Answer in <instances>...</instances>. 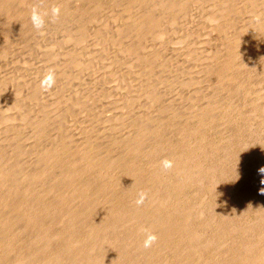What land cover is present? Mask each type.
<instances>
[{
    "label": "rangeland",
    "instance_id": "374dc122",
    "mask_svg": "<svg viewBox=\"0 0 264 264\" xmlns=\"http://www.w3.org/2000/svg\"><path fill=\"white\" fill-rule=\"evenodd\" d=\"M28 1H30L29 5H28ZM45 1L47 0H44V2L43 0H27V3L25 5L26 8L28 6L29 9L31 8L33 9L29 10V9L23 8L24 11L26 10L27 15L25 14L22 20L26 18L27 20H24L21 23H18L17 24L18 27L15 25H14L15 27L13 26L12 28L13 34L14 35L17 34V35L14 37V35L10 33L11 35H6L7 37L4 36L5 37V38L3 37L4 39L1 38V40H4L3 42L0 40V42H2L0 43V84H1L0 85V166H3L2 168H5L4 171H2L0 174V188H2L5 185H10L12 183L11 181L15 182L18 180L17 182H15L16 187L15 185L13 186V188L15 187V189L13 190L14 193H11L10 197L6 196L5 197L6 199L2 197L1 195L3 194L1 193L4 191V187L0 189V201L2 198H4L2 199V202H4L3 200L6 201L8 199V202H10L12 206L14 205L16 206V202H17V205L19 204L21 205L22 202H24V204L33 203L32 206L35 203V205L32 207V209L34 210V212L32 211L33 214L35 215V212L39 213V218L41 217L44 218L45 216V220L42 219L43 221L42 220L40 221L41 226L40 225L38 226L36 224L38 227L36 225L33 227L30 224L25 225L23 224L22 221H21L22 223H20V220L19 221L14 220V221H18L19 223L18 222L17 223L19 225L16 222H14L7 226H4V225L1 226V221H0V239L2 238L0 240L1 241L0 242V261H1L0 263L1 264H13L14 260L20 258L24 254L27 255L30 253L31 254L36 253L37 255L34 257V261H32L34 262L33 264H37L38 262H39L38 264H43V263L45 264L47 261L49 262L51 260L53 261L49 262L50 264H54V262L55 264H69V263L73 264L74 257L77 255L76 253H78L77 251L78 249L79 250L87 249V251L89 250L88 253L92 256L93 248H90L91 249L90 250L89 248L84 247V246H88L87 242L89 241L91 236L89 235V237L88 236L86 237L85 234L88 235L87 230L89 231V229H91L92 226L95 225L93 223H98L101 221L102 222L105 221L106 222L105 224L108 223L107 224L108 226L110 223V226L109 227L107 226L108 229L105 231L106 233L104 232V230H102L103 227L100 230L99 226L97 227L96 225L94 226V229L97 228L98 230L97 229L94 230L92 228L91 233L93 234V230H94L95 232H97V233L94 232L95 235L100 233L97 235L98 238H102V239L107 238L106 240L110 239L108 241L111 246L110 245L109 247L107 246L106 247L107 249L95 248V251H94L95 253L93 252L94 256L95 254L97 256L99 255L98 258L101 260L102 264L104 261L108 262L107 259L104 260L105 256L107 257V254H106L107 250L109 251V248L111 249L112 245H114V242L117 241V239L119 240L123 239V243L125 244L124 246L126 250L125 249L122 250L121 255H122V261L123 260H125V262L127 261L126 264L127 263L131 264L130 257H132L133 259L137 258L135 260L141 261L142 258H144V256L147 259L144 258L142 262H144L146 259V262L149 263L152 260H154L155 255L157 253L158 254L156 255L155 260L149 264H152V263L158 264V261H159V264H166V263L167 264H177V263L178 264H188V263L193 264L196 262L197 259H198L197 260L198 262H200L201 260V264H215L218 262L219 264H222V263L230 264V261L232 264V261L235 259V254L239 252V249L242 250V248L245 245V242L248 241V239H250L251 241V239L254 240L253 237L256 238L254 240L255 246L257 245L256 248L259 246L258 244H256V242L261 243L260 245H264V241L261 242V240L264 238L263 236L264 231H262L264 230V227H263L264 226V219H263L264 218V193H262V191H264L262 190L264 189V173L260 171V169L264 168V0H249L250 3L245 2L247 0H244V1L243 0H219V1L218 0H211V1L210 0H206V1L197 0V2L196 1L194 2L193 0L192 2L197 4V6L191 2L189 5L186 6L187 10L185 9L182 12L183 14L181 13L179 15H174L176 19L174 18V16H169V18L171 17V19H169L168 15H166L164 11L162 10L160 11V9L158 8L160 7L161 2L158 0L157 1L154 0L153 1L154 4L151 3V5L155 6L156 10L158 9L160 12L157 13L158 10L156 11L155 8H153L154 9L153 11H155L156 13L155 12L152 13L150 12L152 11V8L150 9L149 7H148L149 11L148 9H146V11H148V13L150 12L152 14L151 16L153 17L156 14L157 16H155L154 18L156 19V24L160 22V24L162 23L163 26H160V24H158L159 27L158 25L155 26V28L153 29L155 32L152 30V32L154 33L152 36L153 38L155 36V39L152 38L153 40L151 41V38L148 37L147 40L148 41L150 40L151 42L150 41L148 42L146 40V42L149 44L144 42L145 44L140 45L141 44L140 43L138 46H141V47L137 48L135 54L129 53L130 56L128 55V50H127L128 49L127 39L123 41L122 39H118L119 37L115 39L116 38L115 36L117 35L112 32L114 29L116 30V26H119V25L121 26V22H122L121 20L123 19L122 17H124L122 15L124 13H121L120 8L117 7L118 9H116V6H115L116 4L112 3L111 0H109L110 3L108 0H103V2H100L101 7L99 4L98 6H96L97 8H94V10L90 8L91 6L90 7L88 6V4L92 3L93 0H91L90 2L89 0H87L88 3L85 0H48V3ZM34 2L36 4L37 2H39L41 5L44 4L43 7L45 6L47 10L50 7L48 12L45 11V13L46 12L47 13L44 14V11H42L43 9L42 6H40V4L38 3L39 7H37V5ZM113 2L116 3V1L114 0ZM57 3L61 7L57 6L58 5ZM31 4L33 5L31 6ZM219 4L222 6H220ZM91 5L93 8L94 7L93 4ZM108 5L109 6L114 5L112 6L113 9L112 7H110L111 8L110 9ZM88 7L91 10L90 12L91 13L93 12L91 14L93 16V19H91V21L88 20L87 16L85 17V15H83L84 16L83 17L81 13L82 10H85V8H88ZM213 7L215 8V11ZM37 8L38 9L41 8V10L39 9L40 10L39 11ZM18 9L20 11V9L22 8H18ZM34 9H37V11H39L41 14L43 13L45 16L44 17L45 22L47 21L45 23L44 28L39 31L33 27V24L31 21L32 15L31 16L29 15V14H32ZM53 9H58L57 15L53 14ZM228 9L229 11H227ZM27 11H30V13L28 14ZM111 12L114 15L115 13H118V15L117 14L116 15L119 16L120 20L119 19L118 20L121 22L117 20V16H115L116 17L115 19L114 16H112L113 14H111ZM120 13L121 15H119ZM160 13H161V16L163 15L162 16L163 21H165L164 19L168 20L167 22L165 21L166 24H164L165 22L164 23L162 22V18L159 19ZM78 14H81V16ZM109 14L110 16H112V18L110 16L108 18ZM222 14H224V16ZM103 16L104 17L106 16L105 17L106 20H104ZM176 16H179L180 19L179 18L177 19ZM156 17H158V19ZM110 18L111 20L113 19L112 21L114 24L116 23L115 25L113 23H112L113 25L109 24L110 21L108 20H110ZM78 19L82 21L81 22L82 24L83 22L85 23L84 25L86 29L82 27L84 25L78 22ZM224 19H225V22H224ZM75 20H77L76 24H79V25L81 24L80 25L81 27H79L82 30L81 34L79 32L80 29H78L79 25H75L73 23L75 22ZM103 20L105 22H103ZM158 20L159 22H157ZM219 20H221L223 24ZM230 20L231 22H229ZM169 21L171 22V25ZM224 23L225 24L232 23V25L230 24L231 30L228 29L229 32L227 33L223 32L224 34L222 33V31H220L221 33L220 35L217 29L218 28L220 29L221 26L224 25ZM218 24H219V27L217 26ZM108 25H109V28H108ZM21 28L24 30H22ZM156 28L157 29L160 28V30H157ZM75 29L77 30L75 31ZM155 29L158 31V33H156ZM20 30H22L21 31L22 33L20 32ZM103 30L105 33L103 32ZM244 30H248V31L250 30V33L246 35L249 37H243V34H241V32ZM99 31H102L100 32L101 35L99 34V36L97 35L96 37L95 35L98 34ZM66 32H67V35H66ZM71 33H73V35L74 34L82 35V37L79 36L82 38V39L81 38L79 39V42L80 40L81 42L78 44V42L76 41L78 45H74L76 43L73 41V38L76 35H74L73 38H71L72 36ZM103 33L107 36H105ZM83 34H84L85 39H83L84 38ZM87 34L89 35L87 36ZM226 34H228V36H224ZM18 35H21V36L23 35V36L21 37ZM103 35L106 38H110V39L111 37L112 38L114 37L116 41H114L113 39H111L113 40L111 41L109 39L110 42L106 43L108 41L105 42V40L107 39H105ZM239 35L243 37L242 40L239 39L240 43H238L239 41H237L238 47L232 51L233 54L229 53L230 56L233 57V61L228 66H224L226 64L223 65L222 60L224 58L225 59L223 61L228 60V58L226 59V57H228L226 53L227 51H229L228 49L231 48V46H228V45H233L232 41L235 39V37L236 39L234 40V43H236V40L240 37ZM100 36H101V39H103L104 37L103 41L106 43V44L104 43V46L102 44L103 41L100 40ZM220 36H222L223 38ZM6 38L8 39L11 38L12 40L10 39L8 40ZM17 39L18 40L21 39V40L17 42ZM74 39H76V37ZM6 40H8V42ZM117 40H121L122 42L117 41ZM21 41L23 42V44ZM124 41H126V43ZM115 43H117L116 45L121 44L123 45V47H121V45L120 47L119 45L116 46ZM146 44L147 46H145ZM70 45H74L75 49L73 46L72 48ZM104 47H106V49ZM118 48H119V52L125 49L126 50L125 52L127 54L124 51L119 53L117 50ZM142 48L143 49L147 48L146 50L148 52L146 50H143ZM64 49L65 50L67 49V50L65 51ZM70 49L75 50L74 51L75 53L73 54L69 53L70 56L74 55L76 57V60L74 57L75 62L72 64L71 63L69 64L70 56L69 54H67L68 50ZM204 49H206V51ZM113 50L115 51V53ZM149 51L150 52L154 51L158 54L154 59H151V60L146 59L147 58L146 56L149 55L150 53ZM116 52L118 53L116 54ZM146 52L147 54L145 55ZM203 52L204 53L209 52L211 53V55L212 53H214L215 54L213 55L214 59L216 55H217L216 59H218L221 53L224 55V57L223 56L221 57L222 60L221 58H219V60H216L215 61L216 65L213 62H210L209 61L210 59H209L207 61L208 63L207 65L205 64L207 60L206 59L207 54H204ZM218 52H221V53L218 54ZM137 53L141 56H139ZM143 55L145 56L143 57ZM61 56H63L65 60L63 57H62L63 59L59 58ZM77 58H81V59H77ZM125 61L127 62L125 63ZM135 61H137L138 63L137 62L135 63ZM218 61H221V62H218ZM129 62H130V65H129ZM66 63H67V66H66ZM149 63L153 66H151ZM74 64L77 65V67ZM146 64L148 65L149 68L146 66ZM200 65L201 66L207 65L209 66V68L208 67L204 68L202 66L203 68L202 70ZM219 65H223V68L222 67L219 69L216 68ZM198 68H201L202 71ZM221 69H223V72H224L223 74L225 73L227 74V75L226 74L224 75L225 76L224 78H226V76L228 77H227V80L223 79L224 81L222 80L219 82V80H217L216 75H217V71L218 70L221 71ZM50 70L55 74V77H57L55 81L57 82L59 80L60 81L62 80L61 84L63 83V86L60 84V82H58V84L61 85L62 87L61 86L58 87V85H55L53 86L52 89L48 91H44L40 87V81ZM209 70H211L212 72ZM58 72H59V75H56V73ZM205 72L206 74H204ZM78 73H81V74L78 75ZM2 81L5 85L1 83ZM56 82L55 84H57ZM127 86H129L130 88ZM35 87L36 89L39 90L38 92L35 91L34 89ZM2 89H5L3 90L5 91V93L2 91ZM71 89H73V91ZM57 90H60L59 93ZM63 90H66V91H63ZM32 91H35V92L32 93ZM83 92L85 93V95L83 94ZM53 94H57L58 96L60 94V96L56 97ZM86 99H89V100H86ZM207 108H208V111H207ZM201 112H203L202 115L204 114L203 115L204 117L201 115ZM123 113L125 115L124 116L125 120L124 118H121V115H123ZM198 113H200V115L202 116V118L200 117V121L199 119H197L199 118ZM117 115L118 117H115ZM40 117H42L43 129L40 132L39 144H37L38 146L36 145V148L33 149L34 144L33 146H31L32 137L30 135L32 133L29 130L30 129L29 126L32 123L37 122L40 119ZM194 117H196V119ZM120 122H123V123H121L120 125ZM130 129L131 131H129ZM126 131L127 133H130V134H127ZM68 132L72 133L73 135H76V137L73 139H68L66 137V133ZM136 132H139V133H136ZM137 134H138L139 139L136 137ZM125 137L126 138L132 137V138L126 139ZM134 138H136L137 141L138 140L139 141L138 142L135 141L136 139ZM129 139L130 141H128ZM157 140L159 142H157ZM121 141L122 143L123 142L124 143L122 144ZM29 142H31L30 143L31 145L29 144ZM128 143L130 144L132 143V145L135 147L137 146L139 148V151H141V153L139 151L131 152L129 149L128 151L129 154H128V152L126 151L128 150L127 147H129L130 145ZM54 144H56V146H62L64 148L62 149L63 151L61 153L62 158L64 157L67 158V159L64 158L65 160H67V162L71 160L68 163V165L64 167L66 170L68 169L67 170L68 174H70L69 173L70 171L74 172V171L82 170L80 171V174L78 175L79 177H77L78 180L76 178L77 181L71 180V177L70 176L68 177L67 175H66L67 178L66 177L63 178L62 176H60V174H57V175L55 174L57 172L53 170L54 167H51L52 164H54V162L51 161L50 163V158H48L49 155H47L48 153H51V149L55 147ZM124 144L127 145L126 149H124L125 148ZM172 147H174V149ZM172 153H173L174 158L176 157L178 158L181 154H183L181 156H184L183 161H185L184 162L185 168L188 167L186 166V164L189 163L188 165L190 169L192 168V170H194L193 173L198 174L196 176L197 177L199 176V178H201L202 181L204 180V183L202 184L197 183L196 185V183L190 184L187 181L188 186H186L187 188L184 189L185 192L184 191L179 192L177 189L173 190L174 184L176 183L178 184L181 182L180 180L177 179L179 175L178 176L176 175L177 178L175 179L176 176L172 174L173 177L175 176L173 178L170 175L171 171L165 169L162 164V161H164L165 159L167 160L172 159V157L169 156V154L172 155ZM136 154L138 155L140 154V156ZM105 157L108 160L103 159ZM45 158L47 159L49 163L46 162ZM105 160L107 162H105ZM127 162H130V163L135 162L136 166L134 165V167L131 169L128 166L129 163ZM139 162H142V163H139ZM134 168H136L137 170ZM48 169L50 170V172H48L49 171ZM154 169H155V172H157L158 174L161 173L159 176L161 177L160 178L161 186H159V189L157 191H159L161 196H163L164 193L166 194L170 193V195L172 194L171 199L177 198V200L175 199L174 200L177 201V203H179V206L176 203L171 204L169 208L167 206L165 208V211H167L168 209H169L168 211H173L171 209L174 207V205H177V207L182 211L181 213L188 210V212H190L189 214L190 216L187 217V220L190 218L189 221H187L188 228L192 230L196 228V230L198 231V235H200L198 237L199 242L198 243L196 242L197 246L198 244L202 246L201 243L205 241L206 239L213 242V244H211L212 246L208 248L204 247L205 249L200 246L198 247L199 249L201 248L200 253L198 252L199 254L195 253V255H193L194 253L192 252L190 253L188 251L187 248L189 246L187 247L186 244H182V249L180 248V250L179 248H177L176 250H179L177 252L176 250L174 249L172 250L171 248L170 250H167L168 248H165V247L163 248L162 250L163 252H162L161 251L162 247H160L162 245L158 244V242L156 244L154 243V245L150 247L149 249L144 248L143 246L144 243L142 242L140 243L139 240H138L139 242L138 241L136 242V240L134 239H137L139 236L142 238L143 232H139L137 231V229L135 230L134 225L136 224L133 223V225H131L132 223L127 222L126 218L125 217L123 218L124 215L122 214L123 212L128 213L127 212V209H129L128 206H130L131 208L132 204L136 201L135 198H138L141 196L140 190L137 187H134L135 185H128L129 186L128 189L130 190V193H128L127 196H124L123 199L122 198L119 199V202L118 201L115 202L116 204L113 206V209L116 212L114 211L112 212L113 217L110 215L111 213L106 214V215L103 214L104 212L102 211V207L104 205V202L108 200V198L106 197L108 195H111V193L117 194L114 191L115 189L117 190L118 193L120 190L122 191V189L125 190V188L122 185H120V181L122 180L120 179V177L122 178L128 177L126 175L131 174L132 170H134L135 173H138L144 176L145 174H149V172L151 173L152 171H154ZM195 169H197L198 172L197 170L195 172ZM129 171L130 173H128ZM81 172H84L85 174L82 175ZM29 173L32 174V176L34 175L32 179H36V178L37 179L33 181L30 180L31 176H28L30 175ZM58 175L60 179L57 178ZM80 175H82L81 178H80ZM164 175H166L165 178L163 177ZM170 176L173 180L170 178ZM181 177L183 178L184 176H181ZM25 179L28 180L29 183ZM179 179H181L180 176H179ZM7 180L9 181L7 182ZM31 182H33V185H31ZM29 184L31 187L33 186L32 192L30 191L31 187H30V190H28L31 193L26 192L27 191L26 189L29 187ZM108 184L109 186L112 184L111 186L112 188H109ZM85 185L88 186L87 187L88 189H86L85 191H82V189L84 188L83 186ZM113 185H115L116 188L113 189V187H115ZM53 186L54 188L56 186V189L60 187L58 192H53ZM202 186L204 187L201 188ZM70 188L74 192V195H72L71 197H69L71 195V194L69 195V193L72 192ZM102 188L103 190H101ZM131 188L133 189L131 190ZM135 188H137L136 190H139L138 191L139 193H137ZM95 190H96V193H95ZM46 191L48 192L46 193ZM174 191H177L178 193L176 192L175 194ZM51 192H53V194ZM26 193H28V195ZM13 194L14 196L16 195L18 198L16 196L14 198ZM43 194L46 196L45 198ZM37 195L39 196L38 197L39 200L37 198ZM60 195L62 196L64 195L66 197L68 196V198H66V202L65 201H63L62 203L60 202L61 205H59L60 203L58 202L59 201L58 198ZM53 196L55 197V199ZM155 196L156 195H154V198ZM94 197L96 198L98 197V198L96 199ZM125 197L128 198V200L130 199L131 201L129 200L128 201L129 203H128ZM11 198L14 200H12ZM69 198H71V200ZM90 198L92 199L94 198L93 201L95 199L96 200L94 201L95 203L91 201V203L93 202V204L90 203L89 205L91 207L90 206L88 207L87 205L88 201L92 200ZM154 198L152 197V199ZM36 199L37 201H35ZM133 199L134 201H132ZM102 200H105V201L103 202ZM42 201L43 203H45V205L42 203ZM122 201L125 202V204ZM155 201H156V198H155ZM13 202L15 204H13ZM126 202L128 203V206L126 210L123 209L122 211L121 210L122 208L120 206L122 205L123 207L124 205H127ZM2 204L0 205V207H3V208H0V219L1 220L3 216L6 217L7 213H8L7 216H9L8 218L10 217L15 218L17 217V214H18L17 212L21 210L20 206H18V208L16 207L18 210L15 207L12 208V211L10 207H7V210H6V207L2 206ZM24 204H22V207H24L23 206ZM119 204L121 205L119 206ZM186 204L189 207H187ZM47 205L48 206L51 205V206L48 207ZM75 206L79 207L80 209L78 208L75 209ZM8 208L10 209L12 213L8 211L9 210ZM82 209L84 212L86 211V209H88L87 210L88 215L91 214L90 215L91 217L88 216L90 219L87 218V220H85L86 217L79 218L77 220V222L79 221L78 223L76 221H72L73 217H75L76 215L78 216V215L83 214L81 213L83 212ZM38 210H40L41 212L40 211L38 212ZM98 210H100L103 216L99 214L100 212ZM117 212L121 213L123 216H121ZM67 213H69V215H66ZM87 213L85 214L87 215ZM97 213L98 215L96 217ZM260 213L261 215L263 213L261 217H260ZM71 214L73 215V217ZM19 215L20 214H18V216ZM46 216H48V219H46L47 218ZM52 216L53 218H51ZM99 216L100 218H98ZM178 216L180 217V214ZM178 216L176 217L175 221L177 220V218L178 220L179 219L181 220L182 216L180 218ZM94 217L95 219H93ZM122 218L124 221L122 220ZM146 218L147 219H145L144 217L145 220H143V222L146 225L148 223H153V222H147V220L150 221L148 219L150 217H146ZM84 221H86V223ZM73 222L75 225L73 224ZM139 222L141 223L142 220ZM229 223L232 227L231 233H224L223 235L222 232L225 230V227L226 229H230V225H228ZM20 224H22V227ZM66 225L69 227L71 226L74 230L72 228H68ZM247 226L249 228H255L256 226L255 230L259 228V230L262 231L263 235H261V231H259L258 229L256 231L254 230L251 232V234L253 233L252 235L255 234V236L253 237L250 234V232L249 234H247L246 232L244 234V231H245L244 229L247 228ZM126 227H128L129 229ZM233 227H234V231H233ZM7 228H8V231H7ZM30 228H31V231H30ZM125 228L126 230H124ZM34 229H35V232L33 233ZM52 229H56V230L52 231ZM63 229H66V230H63ZM99 230L102 231V233ZM12 231L14 232L13 234H12ZM144 232L146 236L147 232L146 231ZM255 232H258V233L260 232V235H258V233H255ZM114 233H116L117 235H115ZM140 233L142 234L140 235ZM177 233L178 232L176 233L174 232L173 233L174 235L172 234L170 236L171 239H175L176 237L179 238L180 234H181L180 237H182L183 233H180V232L179 234ZM82 234H83V237H82ZM118 234L119 236L120 235L123 236L125 239L121 236H120L121 238H119ZM100 235L102 237H100ZM207 235H209L210 237ZM214 235H216L215 238H214ZM246 235L248 236L251 235V236L248 237ZM18 236H20V238ZM64 236L66 237V239ZM125 236L129 239H132L133 241L132 240L129 241L127 239V242L129 243L128 244L125 241L126 240ZM172 236H174V238ZM183 236H185V234ZM261 236L263 238H261ZM14 237H17V238H14ZM80 237L85 238V240L83 239L82 241ZM114 237L117 239H115ZM243 237H246V238H243ZM202 238H204L205 240H203ZM64 239L65 240L72 239V240H69V242L72 243L71 244L72 246L69 245L70 250H68L69 249L68 247L63 246L65 243L63 242ZM216 239L219 243L217 241H214ZM242 239L245 240L244 243ZM12 241H13V244H12ZM80 241L82 242L80 243ZM44 243L46 245H48V243L49 245L51 244L53 245L55 244V245L54 247L52 245L51 247H46ZM77 244L80 246H78ZM6 245L7 246L9 245L8 246L9 248ZM60 245L62 246L63 249L61 248ZM241 245H243L242 248H241ZM34 246H36L37 248L39 246L40 249L42 246V249H41L42 251L37 248L35 249ZM156 246L160 248L159 250L161 252L158 249H157V252L155 253H153L152 250L150 251L151 248L153 250L157 248ZM44 248L45 249L50 248V249L48 251V250H45ZM226 248L230 250L228 251ZM6 249H7V253H6ZM56 249H58V251L61 252L59 253V258H58V254H57V257L55 255L56 252L58 253ZM64 249L68 252H66ZM36 250L38 253L36 252ZM63 250L65 251V253H63L64 252ZM74 250L76 252H74ZM99 250L100 252L102 250L103 251L100 253L98 252ZM171 250L173 251V253H171L172 252ZM235 250H238V251H235ZM126 252L128 253L126 254ZM145 252H147L148 254L146 255ZM69 253H72L73 255L74 254L75 255L73 256V255H70ZM102 253L103 255L105 254L106 255L103 256ZM132 254H135V255H132ZM150 254H152V256H150ZM191 254L193 255V257ZM214 254H215V257H214ZM51 255L52 256L54 255V256L51 257ZM60 255H62V258ZM162 255L164 257H162ZM68 256H71V257H68ZM23 257H26V256L24 255ZM42 257H45L46 260L45 262L44 260L43 262L41 260V263H40V259ZM157 257L159 258L157 259ZM45 258H42V259H45ZM163 260H165V262ZM125 262L123 261L122 263L125 264ZM105 264H113V263L108 262Z\"/></svg>",
    "mask_w": 264,
    "mask_h": 264
},
{
    "label": "bare ground",
    "instance_id": "6f19581e",
    "mask_svg": "<svg viewBox=\"0 0 264 264\" xmlns=\"http://www.w3.org/2000/svg\"><path fill=\"white\" fill-rule=\"evenodd\" d=\"M86 2H87V0H85ZM91 0H89V2H90ZM109 1V0H108ZM112 1V3H114V4H116L115 6H116V9H118V8H120V10H121V13H124L122 16H124V17H122L123 19L121 20V21H119L120 20V18H119V16H117L118 15V13H115V15L111 12V14H113L112 16H114V18L116 19V17L115 16H117V20L119 21V22H121V26L119 27V26H116V30L114 31L113 29H111V30H113L112 32L113 33H115L117 36H115V35H113V36H115L116 38L115 39H117L118 37V39H122V41L123 40H126L127 39V42H128V45H127V50H128V55H129V53L130 54H135V52H136V50H137V48L138 47H141V46H138L140 43V45H143V44H145L144 42H146V40H147V38L149 37V38H151V41L153 40V39H155V36H154V38H153V32H152V30L155 28V26H157L158 24H160V22H159V20L157 21V22H159L158 24H156V19H154L155 18V16H157L155 13V11H153L154 9L153 8H155V10H156V7L155 6H152L151 5V3L152 4H154V0H114V1H116V3L115 2H113V0H111ZM155 1H157V0H155ZM158 1H160L161 2V4H160V7H158L159 9H160V11L162 10V11H164L165 13H166V15H168V18H169V16H174V15H179V14H181L185 9H186V6L187 5H189L193 0H158ZM197 2V0H194V2ZM206 1V0H205ZM211 1V0H210ZM209 1V2H210ZM219 1V0H218ZM244 1V0H243ZM40 2V1H39ZM39 2H37V7H39L38 5L40 4ZM43 2H44V0H43ZM45 2H47L48 3V0L47 1H45ZM58 2V1H57ZM100 2H103V0H93V2L92 3H89L88 4V6L92 9V10H94V8H97L96 6H98L99 4H100V7H101V3ZM105 2H107V1H105ZM194 2H192V3H194ZM212 2H214V1H212ZM240 2V1H239ZM245 2H249V0H247V1H245ZM26 3H27V0H0V40H1V38H3L4 36H6V35H11V34H13V31H12V28H13V26L15 25V26H17V24L18 23H21L22 21H24V20H27V18H26V16H25V18L26 19H24V20H22L23 19V17H24V15L26 14V10L24 11L23 10V8H25V9H29L28 8V6H27V8H26ZM29 3H30V1H28V5H29ZM33 3V4H34ZM39 3V4H38ZM42 3V2H41ZM88 3V2H87ZM109 3H110V1H109ZM199 3H201V2H199ZM250 3V2H249ZM33 4H31V6L33 5ZM50 4V3H49ZM58 4V3H57ZM65 4H67V3H65ZM91 4H93V8H92V5ZM195 4V3H194ZM205 4V3H204ZM216 4V3H215ZM43 5L44 4H40V6H42V11H44V14H46L47 12H48V10H49V8H48V10H47V8L45 7H43ZM64 5V4H63ZM75 5V4H74ZM149 5H151V6H149ZM196 6H197V4H195ZM220 5V4H219ZM50 6V5H49ZM52 6V5H51ZM57 6H60L59 4L57 5ZM112 6H114V5H112ZM112 6H109L108 5V7L110 8V7H112ZM211 6V5H210ZM220 6H222V5H220ZM224 6V5H223ZM35 7V6H34ZM61 7V6H60ZM73 7V6H72ZM81 7V6H80ZM89 7L88 8H85V10H82L81 11V13H82V16L83 15H85V17L87 16L88 17V20L89 21H91V19H93V16L91 15L92 13L90 12L91 10L89 9ZM118 7V8H117ZM148 7L151 9L152 8V11H150V12H155L154 14V17L153 16H151L152 14L149 12L148 13V11H149V9H148ZM207 7H208V5H207ZM217 7V6H216ZM16 8V9H15ZM18 8H22V9H20V11H19V9ZM53 8V7H52ZM75 8V7H74ZM82 8H83V6H82ZM108 8V9H109ZM214 8V7H213ZM222 8V7H221ZM31 9H33V8H31ZM31 9H29V10H31ZM38 9V8H37ZM36 9V10H37ZM40 10H41V8H39ZM38 9V10H39ZM81 9V8H80ZM111 9V8H110ZM112 9H113V7H112ZM146 9H148V11H146ZM39 10V11H40ZM115 10V9H114ZM158 10V9H157ZM156 10V11H157ZM187 10V9H186ZM45 11H47L46 13H45ZM52 11V10H51ZM76 11V10H75ZM78 11H80V10H78ZM109 11H111V10H109ZM159 10H158V12L157 13H159L160 12ZM214 11H215V8H214ZM227 11H229V9L227 10ZM28 12V14L30 13V11H27ZM32 12V11H31ZM72 12V11H71ZM193 12V11H192ZM221 12V11H220ZM219 12V13H220ZM76 13V12H75ZM121 13L119 14V15H121ZM204 13V12H203ZM213 13V12H212ZM216 13V12H215ZM217 13H218V11H217ZM226 13V12H225ZM43 14V13H42ZM43 14V15H44ZM73 14V13H72ZM107 14V13H106ZM117 14V15H116ZM164 14V13H163ZM183 14V13H182ZM27 15V14H26ZM30 16L32 15V14H29ZM49 15V14H48ZM52 15V14H51ZM57 15V14H56ZM78 15H80L81 16V14H78ZM160 16H159V19H161L162 18V22L164 23L165 21L167 22L168 20H166V19H164L165 21H163V15L161 16V13L159 14ZM201 15V14H200ZM223 16H224V14H222ZM222 15H221V17H222ZM229 15V14H228ZM29 16V17H30ZM68 16V15H67ZM91 16H92V18H91ZM109 16H110V14L108 15V18H109ZM112 16H110L111 18H112ZM29 17H28V19H29ZM45 17V16H44ZM56 17V16H55ZM84 17V16H83ZM104 17V16H103ZM106 17V16H105ZM105 17H104V20H106L105 19ZM164 17H165V15H164ZM177 17V19L179 18V16H176ZM227 17V16H226ZM78 18V17H77ZM81 18V17H80ZM79 18V19H80ZM102 18V17H101ZM111 18H110V20H108V21H110V23L109 24H111V25H113L114 23H113V19L111 20ZM157 19H158V17H156ZM167 18V19H168ZM174 18H175V16H174ZM174 18H172V19H174ZM183 18V17H182ZM217 18V17H216ZM219 18V17H218ZM228 18V17H227ZM51 19V18H50ZM72 19V18H71ZM71 19H70V21H71ZM78 19V22H82V21H80ZM103 19V18H102ZM169 19H171V17L169 18ZM176 19V18H175ZM180 19V18H179ZM222 19V18H221ZM52 20V19H51ZM60 20V19H59ZM87 20V19H86ZM87 20V21H88ZM103 20V22H105ZM213 20V19H212ZM227 20V19H226ZM229 20V19H228ZM29 21H30V19H29ZM58 21V20H57ZM69 21V22H70ZM73 21V20H72ZM77 20H75V22H73L75 25H79V24H76L77 22H76ZM118 21H117V23H118ZM161 21V20H160ZM174 21V20H173ZM219 21H221V20H219ZM27 22V21H26ZM26 22H25V24H26ZM47 22V21H46ZM45 22V23H46ZM166 22L164 23V24H166ZM170 22V21H169ZM175 22V21H174ZM173 22V23H174ZM224 22H225V19H224ZM229 22H231V20L229 21ZM24 23V22H23ZM53 23V22H52ZM65 23V22H64ZM88 23V22H87ZM94 23V22H93ZM113 23V24H112ZM218 23V22H217ZM221 23H222V21H221ZM30 24V23H29ZM59 24V23H58ZM57 24V25H58ZM66 24V23H65ZM82 24V23H81ZM80 24V25H81ZM85 23L83 22V24L82 25H84ZM90 24V23H89ZM105 24V23H104ZM116 24V23H115ZM114 24V25H115ZM220 24V23H219ZM219 24L217 25L218 27H219ZM223 24V23H222ZM232 25V23H224V25H220L221 26V30L218 28L217 29V31H219V33H220V31H222V33L224 32H229L228 31V29L229 30H231V25ZM20 25V24H19ZM22 25V24H21ZM62 25V24H61ZM71 25H73V24H71ZM74 25V26H75ZM78 26V29H80L79 27H81V26ZM107 25V24H106ZM170 25H171V22H170ZM14 26V27H15ZM73 26V27H74ZM102 26H104V25H102ZM101 26V27H102ZM160 26H163L162 25V23L160 24ZM166 26V25H165ZM165 26H164V28H165ZM18 27V26H17ZM21 27V26H20ZM28 27V26H27ZM55 27V26H54ZM58 27V26H57ZM64 27V26H63ZM72 27V26H71ZM82 27H84V29H86L85 28V25L84 26H82ZM89 27V26H88ZM158 27H159V25H158ZM157 27V28H158ZM67 28V27H66ZM76 28H77V26H76ZM108 28H109V25H108ZM156 28V29H157ZM163 28V27H162ZM22 29V28H21ZM68 29V28H67ZM74 29V28H73ZM83 29V28H82ZM91 29V28H90ZM101 29H103V28H101ZM155 29V30H156ZM245 29V28H244ZM15 30V29H14ZM17 30V29H16ZM22 30H24V29H22ZM22 30H20V32L22 31ZM54 30V29H53ZM63 30H64V28H63ZM70 30V29H69ZM68 30V31H69ZM77 29H75V31H76ZM110 30V29H109ZM157 30H160V28L159 29H157ZM156 30V33H158V31ZM19 31V30H18ZM72 31V30H71ZM88 31V30H87ZM86 31V32H87ZM96 31H98V30H96ZM106 31V30H105ZM154 31V30H153ZM161 31H162V29H161ZM160 31V32H161ZM210 31V30H209ZM30 32V31H29ZM78 32V31H77ZM79 32H80V34L82 33V30L80 29L79 30ZM84 32V31H83ZM100 32H102V31H99V33L98 34H93V35H95L96 37H97V35L99 36V34L101 35V33ZM103 32H104V30H103ZM155 32V31H154ZM11 33V34H10ZM22 33V32H21ZM23 33H24V31H23ZM63 33V32H62ZM105 33V32H104ZM103 33V34H104ZM107 33V32H106ZM223 33V34H224ZM232 33V32H231ZM250 33V30L248 31V30H244V31H242L241 32V34H243V37H249V36H246V35H248ZM72 34V36H71V38H73V36L74 35H76V34H74L73 35V33H71ZM76 35V36H74V38L76 37V39H74L73 38V41L76 43V44H74V45H78L80 42H81V40H80V42H79V39L82 37V35ZM108 34V33H107ZM110 34V33H109ZM245 34V35H244ZM14 35V34H13ZM17 35V34H16ZM16 35H14V37L16 36ZM26 35V34H25ZM24 35V36H25ZM29 35V34H28ZM66 35H67V32H66ZM70 35V34H69ZM89 34H87V36H88ZM105 35V34H104ZM103 35V36H104ZM156 35V34H155ZM220 35H221V33H220ZM233 35V34H232ZM18 36H21V35H18ZM23 36V35H22ZM21 36V37H22ZM78 36V37H77ZM79 36H81V37H79ZM86 36V37H87ZM102 36V37H103ZM105 36H107V35H105ZM104 36V37H105ZM109 36V35H108ZM152 36V37H151ZM224 36H228V34H226V35H224ZM240 37L238 38V36H237V40H236V43H234V40L236 39V37H235V39L232 41V43H233V45H228V46H231V48H229L228 50L229 51H227V53H226V55H228V57H226V59L228 58V60H225V61H223L222 60V56L224 57V55L221 53V52H218V54L219 53H221V55H219V58H221V60H222V62H223V65L224 64H226V65H224V66H228L232 61H233V57L232 56H230V54L229 53H232V51L235 49V48H237L238 46V43H240V40L239 39H241L242 40V38L243 37H241V35H239ZM7 37V36H6ZM20 37V38H21ZM69 37V36H68ZM83 37H84V34H83ZM104 37H103V39H104ZM220 37H222V36H220ZM231 37V36H230ZM234 37V36H233ZM5 38V37H4ZM3 38V39H4ZM30 38V37H29ZM70 38V37H69ZM153 38V39H152ZM156 38H157V36H156ZM223 38V37H222ZM224 38H226V37H224ZM228 38V37H227ZM6 39H8V38H6ZM10 40H12L11 38H9ZM8 39V40H9ZM34 39V38H33ZM82 39V38H81ZM83 39H85V37L83 38ZM103 39H101V36H100V40H102L103 41ZM105 39H107V40H105V42L106 41H108V42H106V43H109L110 41H109V39L110 38H106L105 37ZM111 39H113L114 41H116L115 39H114V37L112 38L111 37ZM110 39V40H111ZM233 39V38H232ZM246 39V38H245ZM8 40H6L7 42H8ZM21 39H17V42L18 41H20ZM65 40V39H64ZM67 40V39H66ZM88 40H89V38H88ZM113 40H111V41H113ZM227 40V39H226ZM247 40V39H246ZM2 42L4 41V40H1ZM25 41V40H24ZM69 41V40H68ZM72 41V40H71ZM72 41V42H73ZM78 42V44H77V42ZM117 41H121V40H117ZM121 41V42H122ZM148 41V40H147ZM150 41V40H149ZM148 41V42H149ZM150 41V42H151ZM182 41V40H181ZM237 41H239L238 43H237ZM2 42H0V43H2ZM22 42V41H21ZM73 42V43H74ZM85 42H86V40H85ZM104 41H103V46H104V43H105ZM125 43H126V41H124ZM230 42V41H229ZM13 43H14V41H13ZM105 43V44H106ZM114 43V42H113ZM120 43V42H119ZM147 43V42H146ZM18 44V43H17ZM22 44H23V42H22ZM26 44V43H25ZM64 44V43H63ZM82 44V43H81ZM117 43H115V45H116ZM147 44H149V43H147ZM147 44L145 45V46H147ZM74 45H70L71 47L73 46L74 47ZM83 45V44H82ZM94 45V44H93ZM112 45V44H111ZM119 45V44H118ZM118 45H116V46H118ZM121 45V44H120ZM120 45H119V47H120ZM24 46V45H23ZM125 46V45H124ZM149 46V45H148ZM250 46H251V44H250ZM69 47V46H68ZM68 47H67V49H68ZM72 47V48H73ZM80 47V46H79ZM88 47V46H87ZM96 47H97V45H96ZM99 47V46H98ZM101 47V46H100ZM107 47V46H106ZM106 47H104L105 49H106ZM112 47V46H111ZM121 47H123V45H121ZM24 48V47H23ZM71 48V49H72ZM108 48V47H107ZM220 48V47H219ZM26 49V48H25ZM66 49V50H67ZM70 49V50H71ZM74 49H75V47H74ZM71 50V51H73V52H71L70 50H68V52H67V54H73V53H75L74 51L75 50ZM100 49V48H99ZM104 49V50H105ZM143 49V48H142ZM147 48H144L143 50H146ZM226 49H227V47H226ZM2 50V49H1ZM65 50V49H64ZM65 50V51H66ZM118 50V52H119V48L117 49ZM205 51H206V49H204ZM211 50V49H210ZM237 50V49H236ZM18 51V50H17ZM59 51V50H58ZM70 51V52H69ZM114 51V50H113ZM122 51H126L125 49H123ZM122 51H120V52H122ZM141 51V50H140ZM139 51V52H140ZM147 51V50H146ZM207 51H209V50H207ZM212 51V50H211ZM3 52V51H2ZM118 52H116V54L118 53ZM119 52V53H120ZM138 52V51H137ZM148 52V51H147ZM147 52L145 53V55L147 54ZM150 52V51H149ZM224 52V51H223ZM225 52H226V50H225ZM61 53V52H60ZM77 53H78V51H77ZM76 53V54H77ZM105 53V52H104ZM114 53H115V51H114ZM126 53V52H125ZM198 53V52H197ZM204 53V52H203ZM234 53H236V52H234ZM2 54V53H1ZM66 54V55H67ZM70 54H69V56H70ZM95 54V53H94ZM127 54V53H126ZM138 54V53H137ZM142 54V53H141ZM157 54L158 53H156V52H154V51H151L150 53H149V55H147L146 57V59H149V60H151V59H154L156 56H157ZM201 54V53H200ZM204 54H207V56H206V63L205 64H207L208 65V63H207V61L209 60L210 62H213L215 65H216V63H215V61L216 60H219V58L218 59H216V57H217V55H216V57H215V59H214V57H213V55H215L214 53H212V55H211V53H204ZM225 54V53H224ZM233 54V53H232ZM4 55V54H3ZM3 55H1V56H3ZM104 55V54H103ZM122 55H123V53H122ZM139 55V54H138ZM145 55H143V57L145 56ZM203 55V54H202ZM225 55V56H226ZM130 56V55H129ZM137 56V55H136ZM135 56V57H136ZM139 56H141V55H139ZM159 56V55H158ZM198 56V55H197ZM63 56H61V57H59V58H62ZM74 55H71L70 57H69V64L71 63H74L75 61H74ZM85 57V56H84ZM86 57H88V56H86ZM103 57V56H102ZM133 57V56H132ZM64 58V57H63ZM62 58V59H63ZM105 58V57H104ZM106 58H107V56H106ZM123 58V57H122ZM128 58V57H127ZM131 58V57H130ZM158 58V57H157ZM77 59H81V58H77ZM91 59V58H90ZM143 59V58H142ZM235 59V58H234ZM64 60H65V58H64ZM67 60V59H66ZM75 60H76V57H75ZM123 60V59H122ZM134 60V59H133ZM71 61V62H70ZM59 62V61H58ZM79 62V61H78ZM127 61H125V63H126ZM132 62V61H131ZM137 61H135V63H136ZM139 62H140V60H139ZM152 62V61H151ZM150 62V63H151ZM218 62H221V61H218ZM68 63V62H67ZM67 63H66V66H67ZM138 63V62H137ZM149 63V64H150ZM153 63V62H152ZM201 63V62H200ZM234 63H236V62H234ZM61 64V63H60ZM107 64H109V63H107ZM107 64H105V65H107ZM140 64V63H139ZM142 64H144V63H142ZM161 64V63H160ZM211 64V63H210ZM218 64V63H217ZM75 65V64H74ZM81 65V64H80ZM79 65V66H80ZM123 65V64H122ZM121 65V66H122ZM129 65H130V62H129ZM151 65V64H150ZM159 65V64H158ZM157 65V66H158ZM163 65V64H162ZM207 65H202L204 68L205 67H208L209 68V66H207ZM223 65H219V66H217L216 68H223ZM60 66H62V65H60ZM76 67H77V65H75ZM74 66V67H75ZM124 66V65H123ZM122 66V67H123ZM145 66V65H144ZM146 66L148 67V65L146 64ZM151 66H153V65H151ZM155 66V65H154ZM201 66V65H200ZM202 66H201V68H202ZM231 66V65H230ZM92 67V66H91ZM126 67V66H125ZM147 67H145V68H147ZM164 67V66H163ZM213 67V66H212ZM84 68V67H83ZM105 68V67H104ZM149 68V67H148ZM201 68H198V69H200L201 70ZM227 68V67H226ZM163 69H165V68H163ZM199 70V71H200ZM202 70H203V68H202ZM201 70V71H202ZM217 70V69H216ZM73 71H75V70H73ZM199 71H197V72H199ZM205 71H206V69H205ZM209 71H211V70H209ZM204 72V71H203ZM212 72V71H211ZM67 73V72H66ZM70 73V72H69ZM83 73V72H82ZM224 72H223V69H221V71L220 70H218L217 71V75H216V77H217V80H219V82L220 81H222L223 79H226L227 80V77L228 76H226V78H224L225 76V74H223ZM68 74V73H67ZM74 74V73H73ZM79 74H81V73H78V75ZM204 74H206V72L204 73ZM56 75H59V72L58 73H56ZM208 75V74H207ZM227 75V74H226ZM73 76V75H72ZM84 76V75H83ZM198 76V75H197ZM200 76V75H199ZM210 76V75H209ZM78 77V76H77ZM85 77V76H84ZM215 77V78H216ZM57 77H55V79H56ZM195 78V77H194ZM207 78V77H206ZM61 79V78H60ZM69 80V79H68ZM133 80H135V79H133ZM62 81V80H61ZM61 81L59 80V81H57L56 83L57 84H55V85H58V87L59 86H63V83L61 84ZM75 81V80H74ZM224 81V80H223ZM58 82H60V84L61 85H59L58 84ZM71 82V81H70ZM73 82V81H72ZM185 82V81H184ZM218 82V81H217ZM1 83H3V81L1 82ZM69 83V82H68ZM125 83V82H124ZM131 83V82H130ZM129 83V84H130ZM4 84V83H3ZM67 84V83H66ZM78 84V83H77ZM137 84V83H136ZM1 85V84H0ZM5 85V84H4ZM3 85V86H4ZM54 85V86H55ZM65 85V84H64ZM72 85V84H71ZM75 85H76V83H75ZM131 85V84H130ZM39 86V85H38ZM61 86V87H62ZM67 86V85H66ZM69 86V85H68ZM78 86V85H77ZM85 86V85H84ZM197 86V85H196ZM2 87V86H1ZM57 87V86H56ZM57 87V88H58ZM60 87V88H61ZM65 87V86H64ZM63 87V88H64ZM127 87H129V86H127ZM131 87H133V86H131ZM190 87V86H189ZM5 88V87H4ZM62 88V89H63ZM66 88V87H65ZM68 88H70V87H68ZM85 88V87H84ZM130 88V87H129ZM194 88V87H193ZM35 89V91H39L38 89H36V87L34 88ZM33 89V90H34ZM40 89V88H39ZM3 90H5V89H2V91ZM41 90V89H40ZM55 90V89H54ZM72 91H73V89H71ZM35 91H32V93H34ZM58 91V93H59V91L60 90H57ZM62 91V90H61ZM63 91H66V90H63ZM83 91V90H82ZM4 93H5V91H3ZM56 92V91H55ZM85 92H86V90H85ZM62 93V92H61ZM73 93H75V92H73ZM82 93V92H81ZM63 94H65V93H63ZM83 94L85 95V93L83 92ZM86 94H87V92H86ZM54 96H58L57 94H53ZM53 96V97H54ZM59 96H60V94H59ZM58 96V97H59ZM150 96V95H149ZM81 97V96H80ZM88 97V96H87ZM151 98V97H150ZM77 99V98H76ZM80 100V99H79ZM78 100V101H79ZM83 100V99H82ZM86 100H89V99H86ZM77 101V100H76ZM85 101V100H84ZM151 101V100H150ZM89 102V101H88ZM80 103V102H79ZM82 105V104H81ZM78 107H80V106H78ZM74 108V107H73ZM81 108H83V107H81ZM79 109V108H78ZM203 109V108H202ZM217 109V108H216ZM204 110V109H203ZM83 111V110H82ZM202 111V110H201ZM207 111H208V108H207ZM77 113V112H76ZM79 113H80V111H79ZM202 113L203 112H201V115H202ZM75 114V113H74ZM126 114V113H125ZM197 114V113H196ZM195 114V115H196ZM199 114V118H197V119H199V121H200V117L202 118V116L204 115H200V113H198ZM127 115V114H126ZM125 115H124V113H123V115H121V118H124V120H125V117H124ZM129 116V115H128ZM127 116V117H128ZM115 117H118V115L117 116H115ZM204 117V116H203ZM120 118V117H119ZM195 119H196V117H194ZM122 121V120H121ZM198 121V122H199ZM119 122V121H118ZM202 122V121H201ZM200 122V123H201ZM121 123H123V122H120V125H121ZM119 126V125H118ZM113 127V126H112ZM30 128V129H29ZM29 130H30V132L32 133L30 136L32 137H29V138H31V140H32V143L31 142H29V144L31 145V146H33V144H34V146H33V149L34 148H36V145L37 144H39V138H40V132L42 131V129H43V122H42V117H40V119L37 121V122H35V123H32L30 126H29ZM132 128V127H131ZM129 131H131V129L129 130ZM144 131V130H143ZM186 131V130H185ZM29 132V131H28ZM29 132V133H30ZM29 133H28V135H29ZM126 133H127V131H126ZM136 133H139V132H136ZM127 134H130V133H127ZM133 134H134V132H133ZM139 135H141V134H139ZM128 136V135H127ZM126 136V137H127ZM132 136V135H131ZM134 136H136V135H134ZM133 136V137H134ZM66 137L68 138V139H73V138H75L76 137V135H73L72 133H70V132H68V133H66ZM125 137V138H126ZM137 138H138V134H137V136H136ZM141 137V136H140ZM28 138V137H27ZM124 138V137H123ZM128 138H132V137H128ZM128 138H126V139H128ZM134 139H136V138H134ZM139 139V138H138ZM150 139V138H149ZM148 139V140H149ZM198 139V138H197ZM202 139V138H201ZM200 139V140H201ZM27 140H29V139H27ZM124 140V139H123ZM122 140V141H123ZM133 140V139H132ZM155 140V139H154ZM122 141H121V143H122ZM125 141V140H124ZM128 141H130V139L128 140ZM127 141V142H128ZM135 141H137V139L135 140ZM139 141V140H138ZM137 141V142H138ZM126 142V143H127ZM157 142H159L158 140H157ZM124 143V142H123ZM122 143V144H123ZM125 143V144H126ZM124 144V149H126V146L127 145H125ZM128 144H130V143H128ZM58 145V144H57ZM38 146V145H37ZM54 148H52L51 149V153H48L47 155H49V157L48 156H46V157H48V158H50V163H51V161L52 162H54V164H52V166L51 167H54V171H56L57 173H55L56 175L57 174H60V176H62L63 178H67V176L69 177H71V180H76V178L77 177H79L78 175L80 174V171H82V170H78V171H74V172H72V171H70L69 173L70 174H68V169L66 170L64 167L66 166V165H68V163L71 161V160H69V162H67V160H65V159H67V158H65L64 156V158H62L61 156V153H62V149H64L62 146H56V144H54ZM176 147V146H175ZM128 148V150H126L127 152L129 151V149H130V151L131 152H138L139 151V148L136 146H133L132 145V143L129 145V147H127ZM173 149H174V147H172ZM122 149V148H121ZM175 151H176V149H175ZM130 152V153H131ZM140 153H141V151H139ZM173 152V151H172ZM128 154H129V152H128ZM132 154V153H131ZM136 155H138V154H136ZM175 155V154H174ZM181 155H183V154H181ZM179 156L178 158L176 157V158H174L173 157V153H172V155H170L169 154V156L170 157H172V159L170 160L171 162H172V167L171 168H168L167 170H169V171H171L169 174L172 176V174H174L175 176L177 175H179L180 176V178L181 179H179V176H178V178H177V176L175 177V179L177 178L178 180H180L179 182L180 183H176V184H174V186H173V190H178L179 192L180 191H184V189H186L187 187L186 186H188L187 184H188V182L191 184V183H196V185H197V183L198 184H202V183H204V180L202 181V179L201 178H199V176L197 177L196 175H198V174H195V173H193V171L194 170H192V168L190 169V167H189V163L188 164H186V166H188L187 168H185V164H184V162L185 161H183V157L184 156ZM67 156V155H66ZM138 156H140V154L138 155ZM177 156V155H176ZM35 157V156H34ZM103 159H106V160H108L106 157L105 158H103ZM45 160H46V162H48L47 161V159L45 158ZM49 160V159H48ZM105 160V162H107ZM130 160V159H129ZM135 160H137V159H135ZM43 161V160H42ZM134 161V160H133ZM39 163V162H38ZM43 163V162H42ZM44 163H45V161H44ZM49 163V162H48ZM127 163H129L128 164V166H129V168H133L134 167V165L136 166V163L135 162H127ZM139 163H142V162H139ZM150 163V162H149ZM5 165V164H4ZM45 165V164H44ZM48 165V164H47ZM108 165V164H107ZM137 165H138V163H137ZM40 166V165H39ZM3 166H0V174H1V172L2 171H4V169L5 168H2ZM138 167V166H137ZM136 167V168H137ZM140 167H141V165H140ZM162 167V166H161ZM192 167V166H191ZM128 168V169H129ZM136 168H134V169H136ZM156 168V167H155ZM49 169H50V167H49ZM48 169V170H49ZM52 169V168H51ZM78 169V168H77ZM138 169H140V168H138ZM158 169V168H157ZM194 169V168H193ZM70 170V169H69ZM137 170V169H136ZM161 170V169H160ZM196 170L197 169H195V172H196ZM131 171V170H130ZM130 171L128 172V173H130ZM141 171V170H140ZM158 171V170H157ZM168 171V172H169ZM33 172V171H32ZM48 172H50V170L48 171ZM53 172V171H52ZM59 172V173H58ZM72 172V173H71ZM132 173L131 174H129V175H126V176H128V177H124V175H123V177L124 178H122V177H120V179H122L121 181H120V185H122L124 188H125V190L124 189H122V191L120 192L119 191V193L117 192V190L115 189L114 191L117 193V194H114V193H111V195H108L106 198H108V200H102L103 202H104V205H103V207H102V211L104 212L103 214H110L112 217H113V211H114V209H113V206L116 204L115 202H119V199H123V197L124 196H127L128 195V193H130V190L128 189L129 188V186L128 185H135L134 187H137L139 190H140V193L142 194H144V196H145V198H144V201H143V203L142 204H137L136 203V201L138 200V199H140V197H138V198H135V202L132 204V206H131V208H130V206H128V201L130 200H128V198H126L127 199V202H126V204L127 205H124L123 207H122V205L121 204H119V206L122 208L121 210L123 211V209L124 210H126V208H127V206H128V208L129 209H127V212L128 213H125V212H123L122 213V211H121V213L124 215H122L121 213H119V212H117V213H119L121 216H123V218L125 217L126 218V221L127 222H130V223H132L131 225H133V223H135L136 225H134V228H135V230L137 229V231H139V232H143V234L142 233H140V235L142 234V238L140 239L139 237L137 238V239H134V240H136V242L139 240L140 241V243L142 242V243H144V239L146 238V236H145V232L144 231H146L147 233H153V234H155L156 236H157V240L155 241V244L158 242V244H160V245H162V246H160V247H162L161 248V251L163 250V248L165 247V248H168L167 250H170V248L173 250H176L177 248H179V250H180V248L182 249V244H186L187 245V249H188V251L191 253H194L193 255H195V253L197 254L198 252L200 253V249L198 248V247H200L201 245H199L198 244V246H197V243L199 242L198 240V237L200 236V235H198V231L196 230V228L195 229H189L188 228V225H187V221H189V219L187 220V217L188 216H190L189 214H190V212H188V210H186L185 212H183V213H181L182 211L177 207V205H174V207L171 209V210H173V211H165V208L168 206V208L170 207V205L171 204H174V203H176V204H178V206H179V203H177V201H175V200H177V198L174 200V199H171V197H172V194L170 195V193H168V194H166V193H164L163 194V196H161L160 195V193H159V191H157L158 189H159V186H161L160 184H161V177H159L160 176V174H158L157 172H155V169H154V171H152L151 173L149 172V174H143L144 176H142V175H140V174H138V173H135L134 172V170H132L131 171ZM137 172V171H136ZM164 172V171H163ZM167 172V173H168ZM192 172V173H191ZM197 172H198V170H197ZM31 173V172H30ZM29 173V174H30ZM82 173V175L83 174H85L84 172H81ZM125 173V172H124ZM127 173V172H126ZM139 173H141V172H139ZM34 174V173H33ZM45 174V173H44ZM67 175V176H66ZM82 175H80V178H81V176ZM28 176H31L30 178H28V179H30V180H36V179H32L33 178V176H32V174H30V175H28ZM27 176V177H28ZM122 176V175H121ZM162 176V175H161ZM165 176L166 175H164L163 177L165 178ZM171 176H170V178H171ZM181 176H184L183 178L181 177ZM26 177V176H25ZM57 177V176H56ZM173 177V176H172ZM173 177V178H174ZM20 178V177H19ZM58 179H60L59 178V175H58V177H57ZM14 179V178H13ZM163 179V178H162ZM172 179V178H171ZM12 180V179H11ZM26 180V179H25ZM77 180H78V178H77ZM76 180V181H77ZM80 180V179H79ZM168 180V179H167ZM173 180V179H172ZM9 180H7V182H8ZM18 181V180H17ZM17 181H15V182H17ZM27 182H28V180H26ZM53 181V180H52ZM60 181V180H59ZM188 181V182H187ZM12 183L10 184V185H5V186H3L4 187V191L1 193V194H3V195H1L2 197H10V195H11V193H14L13 192V190L15 189V187H16V183L15 182H13V181H11ZM57 182V181H56ZM55 182V183H56ZM70 182V181H69ZM72 182V181H71ZM82 182V181H81ZM88 182V181H87ZM176 182V181H175ZM3 183V182H2ZM6 183V182H5ZM29 183V182H28ZM27 183V184H28ZM75 183H77V182H75ZM84 183H86V182H84ZM90 183V182H89ZM107 183V182H106ZM18 184V183H17ZM73 184V183H72ZM71 184V185H72ZM100 184V183H99ZM114 184V183H113ZM173 184V183H172ZM15 185V187L13 188V186ZM31 185H33V182H31ZM107 185V184H106ZM119 185V184H118ZM51 186V185H50ZM79 186V185H78ZM91 186V185H90ZM101 186V185H100ZM99 186V187H100ZM103 186V185H102ZM112 186V184L109 186V184H108V187L109 188H112L111 187ZM113 186H115V185H113ZM121 186V187H122ZM2 187V188H3ZM19 187V186H18ZM25 187V186H24ZM30 184H29V187L26 189L27 191L26 192H29V193H31L32 192V187H31V190H30ZM36 187V186H35ZM47 187V186H46ZM59 187V186H58ZM84 188L82 189L81 187V189H82V191H85L86 189H88L87 187V185H85V186H83ZM107 187V186H106ZM195 187V186H194ZM204 186H202L201 188H203ZM2 188H0V189H2ZM39 188V187H38ZM51 188V187H50ZM60 188V187H59ZM59 188L58 189H56V186H55V188H54V186H53V192H58V190H59ZM61 188H62V186H61ZM114 188H116V186L115 187H113V189ZM120 188V187H119ZM137 188H135V190L137 189ZM191 188H192V186H191ZM24 189V188H23ZM41 189V188H40ZM47 189V188H46ZM45 189V190H46ZM71 189V188H70ZM69 189V190H70ZM97 189V188H96ZM99 189V188H98ZM133 188H131V190H132ZM167 189V188H166ZM28 190H30V191H28ZM72 190V189H71ZM77 190H78V188H77ZM100 190V189H99ZM101 190H103V188L101 189ZM110 190H112V189H110ZM139 190H136L137 191V193H139L138 191ZM168 190V189H167ZM20 191V190H19ZM35 191V190H34ZM37 191V190H36ZM52 191V190H51ZM160 191H161V189H160ZM198 191V190H197ZM21 192H23V191H21ZM25 192V191H24ZM38 192V191H37ZM48 191H46V193H47ZM53 192H51L52 194H53ZM81 192V191H80ZM108 192V191H107ZM113 192V191H112ZM158 192V193H157ZM175 192V194H176V192L177 191H174ZM185 192V191H184ZM41 193V192H40ZM60 193H61V191H60ZM60 193H58V194H60ZM64 193H66V192H64ZM77 193V192H76ZM75 193V194H76ZM95 193H96V190H95ZM134 193H135V191H134ZM178 193V192H177ZM191 193V192H190ZM18 194H19V192H18ZM21 194V193H20ZM27 195H28V193H26ZM57 194V193H56ZM71 194V195H70ZM78 194V193H77ZM76 194V195H77ZM94 194V193H93ZM110 194V193H109ZM203 194V193H202ZM31 195V194H30ZM36 195V194H35ZM69 197H71L72 195H74V192H73V190H72V192H70L69 193ZM87 195H88V193H87ZM102 195H103V193H102ZM136 195V194H135ZM154 195H156L155 196V198H156V201H155V198H154ZM13 196H14V194H13ZM16 196V195H15ZM15 196H14V198H15ZM43 196H44V198L46 197L44 194H43ZM138 196V195H137ZM136 196V197H137ZM17 197V196H16ZM24 197V196H23ZM36 197V196H35ZM39 196L37 195V198H38ZM40 197H42V196H40ZM54 197V196H53ZM76 197V196H75ZM99 197V196H98ZM97 197V198H98ZM104 197V196H103ZM102 197V198H103ZM152 197L154 198V199H152ZM4 198H2V199H4ZM18 198V197H17ZM66 198H68V196L66 197V196H62V195H60L59 196V198H58V202L60 203H62L63 201H65L66 202ZM94 198H96V197H94ZM93 198V199H94ZM96 198V199H97ZM105 198V197H104ZM103 198V199H104ZM217 198V197H216ZM2 199H1V203H0V205L2 204V206H4V207H6V210H7V207H10L11 208V211H12V208H18V206H20V211L19 212H17L18 214H20L19 216H18V214H17V217H15V218H8L9 216H7V214H6V217H4L3 216V218H2V220L0 219V221H1V226L2 225H4V226H7V225H9V224H11V223H14V222H18L19 220H20V223H22L23 222V224H30V225H32L33 227L37 224L38 226L41 224L40 223V221L42 220V219H44L45 220V216H44V218H42L41 216V218H39V213H37V212H35V215L33 214V212H34V210L32 209V207L35 205V203H34V205L32 206V204L33 203H31V204H27V203H25L24 204V202H22L21 203V205L19 204V205H17V202H16V206L14 205V206H12L11 204H10V202H8V199L5 201V200H3L4 202H2ZM6 199V198H5ZM12 199V198H11ZM26 199V198H25ZM51 199V198H50ZM54 199H55V197H54ZM70 200H71V198H69ZM88 199V198H87ZM90 199H92V198H90ZM93 199L92 200H89L88 201V203H87V205H88V207L90 206L89 204L91 203V201H93ZM95 199V200H96ZM125 199V200H126ZM180 199H182V198H180ZM179 199V200H180ZM189 199V198H188ZM12 200H14V199H12ZM16 200H18V199H16ZM20 200H21V198H20ZM24 200V199H23ZM27 200V199H26ZM38 200H39V198H38ZM43 200V199H42ZM74 200H75V198H74ZM94 200V201H95ZM101 200V199H100ZM11 201V200H10ZM30 201V200H29ZM29 201H27V202H29ZM34 201V200H33ZM35 201H37V199L35 200ZM50 201V200H49ZM85 201V200H84ZM93 201V202H94ZM121 201V200H120ZM124 201V200H123ZM122 201V202H123ZM131 201V200H130ZM132 201H134V199L132 200ZM20 202V201H19ZM31 202H32V200H31ZM51 202V201H50ZM57 202V203H58ZM69 202V201H68ZM93 202L91 203V204H93ZM179 202V201H178ZM42 203H43V201H42ZM42 203H40V204H42ZM47 203V202H46ZM52 203V202H51ZM50 203V204H51ZM55 203V202H54ZM61 203L59 204V205H61ZM95 203V202H94ZM124 204H125V202H123ZM122 203V204H123ZM13 204H15L14 202H13ZM22 204H24L23 206L24 207H22ZM44 205H45V203H43ZM56 204V203H55ZM68 204V203H67ZM82 204V203H81ZM85 204V203H84ZM27 205V206H26ZM31 205V206H30ZM37 205V204H36ZM58 205V206H59ZM63 205V204H62ZM80 205V204H79ZM86 205V206H87ZM187 205V204H186ZM26 206V207H25ZM40 206V205H39ZM43 206V205H42ZM48 206V205H47ZM46 206V207H47ZM49 206H51V205H49ZM48 206V207H49ZM65 206V205H64ZM84 206V205H83ZM126 206V207H125ZM173 206V205H172ZM176 206V207H175ZM22 207V208H21ZM45 207V208H46ZM63 207V206H62ZM61 207V208H62ZM91 207V206H90ZM96 207H98V206H96ZM187 207H189L188 205H187ZM0 208H3V207H0ZM16 208V209H17ZM39 208V207H38ZM57 208V207H56ZM76 208H78V209H80L79 207H76L75 206V209ZM175 208V209H174ZM180 208H181V206H180ZM200 208V207H199ZM9 209V208H8ZM35 209V208H34ZM37 209V208H36ZM41 209V208H40ZM89 209V208H88ZM88 209H86V211L84 212L83 211V209H82V211L83 212H81V213H83V214H81V215H76L75 217H73V215H72V217H73V219H72V221H76L77 222V220L79 219V218H85V220H87V218L88 219H90L88 216H90V215H88ZM184 209V208H183ZM194 209V208H193ZM18 210V209H17ZM55 210V209H54ZM59 210V209H58ZM65 210V209H64ZM63 210V211H64ZM68 210H70V209H68ZM199 210V209H198ZM203 210V209H202ZM9 212H11L10 211V209L8 210ZM16 211V210H15ZM33 211V212H32ZM40 210H38V212H39ZM53 211V210H52ZM76 211V210H75ZM99 212H100V210H98ZM118 211V210H117ZM195 211V210H194ZM41 212V211H40ZM44 212V211H43ZM71 212V211H70ZM78 212H80V211H78ZM91 212V211H90ZM89 212V213H90ZM114 212H116V211H114ZM201 212V211H200ZM260 212H262V211H260ZM2 213V212H1ZM12 213V212H11ZM10 213V214H11ZM16 213V212H15ZM37 213V214H36ZM49 213V212H48ZM61 213V212H60ZM85 213H87V215L85 214ZM198 213V212H197ZM237 213V212H236ZM259 213V212H258ZM44 214V213H43ZM46 214V213H45ZM63 214V213H62ZM74 214V213H73ZM93 214V213H92ZM101 216H103V214H101V212L99 213ZM180 214V217H181V220L179 219L178 220V218H177V220L175 221V219H176V217L178 216ZM196 214V213H195ZM205 214V213H204ZM203 214V215H204ZM47 215V214H46ZM52 215H53V213H52ZM66 215H69V213H67ZM97 215H98V213L96 214V217H97ZM104 215V216H105ZM116 215V214H115ZM200 215V214H199ZM262 215H263V213H262ZM261 215V213H260V217L262 216ZM62 216V215H61ZM109 216V215H108ZM121 216H120V218H121ZM193 216H195V215H193ZM257 216V215H256ZM47 218L46 219H48V216H46ZM64 217H66V216H64ZM70 217V216H69ZM91 217V216H90ZM144 217H145V219H147L146 217H150V218H148L150 221H148L147 220V222H153V223H148L147 225L143 222V220H145L144 219ZM179 217V216H178ZM179 217V218H180ZM51 218H53V216L51 217ZM98 218H100V216L98 217ZM111 218V217H110ZM123 218H122V220H123ZM143 218V219H142ZM93 219H95V217L93 218ZM92 219V220H93ZM264 219V218H263ZM14 220H18V221H14ZM50 220V219H49ZM81 220V219H80ZM107 220H109V219H107ZM113 220V219H112ZM142 220V222L140 223L139 221H141ZM192 220H194V219H192ZM239 220V219H238ZM262 220V219H261ZM22 221V222H21ZM43 221V220H42ZM47 221V220H46ZM55 221V220H54ZM71 221V220H70ZM71 221V222H72ZM90 221V220H89ZM121 221V220H120ZM124 221V220H123ZM197 221V220H196ZM200 221V220H199ZM240 221H241V219H240ZM263 221V220H262ZM49 222H51V221H49ZM53 222V221H52ZM69 222V221H68ZM75 222V223H76ZM79 222V221H78ZM77 222V223H78ZM85 223H86V221H84ZM98 222V221H97ZM102 222V221H101ZM101 222H98V223H93V224H95L97 227L99 226V229L101 230V228H102V230H104V232L108 229L107 228V224H105L106 222L105 221H103L102 223ZM109 222V221H108ZM126 222V223H127ZM146 222V221H145ZM146 222V223H147ZM201 222V221H200ZM207 222V221H206ZM239 222V221H238ZM258 222V221H257ZM261 222V221H260ZM19 223V222H18ZM17 223V224H18ZM43 223V222H42ZM81 223V222H80ZM91 223V222H90ZM118 223V222H117ZM116 223V224H117ZM123 223V222H122ZM125 223V222H124ZM262 223V222H261ZM55 224V223H54ZM73 224H74V222H73ZM73 224H72V226H73ZM88 224V223H87ZM87 224H86V226H87ZM121 224V223H120ZM190 224V223H189ZM198 224V223H197ZM202 224V223H201ZM210 224V223H209ZM233 224V223H232ZM19 225V224H18ZM21 225V227H22V224H20ZM36 225V226H37ZM45 225V224H44ZM59 225V224H58ZM70 225V224H69ZM75 225V224H74ZM79 225V224H78ZM83 225V224H82ZM94 225V226H95ZM113 225V224H112ZM124 225V224H123ZM127 225V224H126ZM125 225V226H126ZM191 225V224H190ZM195 225V224H194ZM200 225V224H199ZM206 225H207V223H206ZM228 225H230V223L228 224ZM257 225V224H256ZM261 225V224H260ZM3 226V227H4ZM12 226V225H11ZM37 226V227H38ZM41 226V225H40ZM49 226V225H48ZM51 226V225H50ZM65 226V225H64ZM67 226V225H66ZM84 226V225H83ZM90 226V225H89ZM88 226V227H89ZM94 226H92V228L94 229ZM109 226H110V223H109ZM108 226V227H109ZM128 226H129V224H128ZM192 226V225H191ZM190 226V227H191ZM238 226V225H237ZM249 226V225H248ZM247 226V228H245L244 230V234H245V232L247 233V234H249V232H250V234H251V232L252 231H254L255 230V228H256V226H255V228H249ZM9 227V226H8ZM24 227V226H23ZM29 227V226H28ZM55 227V226H54ZM57 227V226H56ZM62 227V226H61ZM68 228H72L71 226L69 227V226H67ZM79 227H81V226H79ZM91 227V226H90ZM118 227V226H117ZM116 227V228H117ZM137 227V228H136ZM199 227H201V226H199ZM215 227V226H214ZM225 227V226H224ZM254 227V226H253ZM264 227V226H263ZM2 228V227H1ZM5 228V227H4ZM11 228V227H10ZM25 228V227H24ZM36 228V227H35ZM42 228H44V227H42ZM50 228H52V227H50ZM58 228V227H57ZM73 228H74V226H73ZM72 228V229H73ZM76 228V227H75ZM92 228L91 229H89V231L87 230V233H88V235L87 234H85V236L87 237H89V235L91 236V237H93V238H91L90 237V239H89V241L87 242V244H88V246H84L85 248L87 247V248H93V252L95 251V248H104V249H107L106 247L108 246L109 247V241L108 240H110V239H108V240H106L107 238H105V239H102V238H98V234H100V233H98L97 235H95V233H97V232H95L94 230H96L97 228H95L94 230H93V234L91 233L92 232ZM126 228H128V227H126ZM126 228L124 229V230H126ZM193 228V227H192ZM222 228V227H221ZM37 229V228H36ZM48 229V228H47ZM60 229V228H59ZM72 229H71V231H72ZM82 229V228H81ZM129 229V228H128ZM201 229V228H200ZM211 229V228H210ZM213 229V228H212ZM231 229H232V227H231V225H230V229H226V227H225V232L223 231L222 233H223V235H224V233H231ZM253 229V230H252ZM258 230H259V228H257ZM256 229V230H257ZM15 230V229H14ZM53 230H56V229H52V231ZM63 230H66V229H63ZM74 230V229H73ZM98 230V229H97ZM99 230V231H100ZM113 230V229H112ZM123 230V229H122ZM123 230V231H124ZM131 230V229H130ZM216 230V229H215ZM229 230H230V232H229ZM236 230V229H235ZM239 230V229H238ZM243 230V229H242ZM255 230V231H256ZM7 231H8V228H7ZM30 231H31V228H30ZM33 231V230H32ZM37 231V230H36ZM43 231V230H42ZM51 231V232H52ZM68 231V230H67ZM69 231H70V229H69ZM68 231V232H69ZM76 231V230H75ZM219 231V230H218ZM233 231H234V227H233ZM237 231V230H236ZM259 231H261V230H259ZM262 231H264V230H262ZM262 231H261V235H263L262 234ZM20 232V231H19ZM23 232V231H22ZM35 232V229H34V231H33V233ZM74 232V231H73ZM78 232V231H77ZM83 232V231H82ZM85 232V231H84ZM95 232V233H94ZM101 233H102V231H100ZM103 232V233H104ZM109 232V231H108ZM116 232V231H115ZM132 232V231H131ZM138 232V233H139ZM176 233V232H178L177 234H179V232L180 233H183L182 234V237H180L181 236V234H180V236H179V238H175V239H171V235L173 234V233ZM9 233V232H8ZM14 232L12 231V234H13ZM16 233V232H15ZM18 233V232H17ZM26 233V232H25ZM40 233H42V232H40ZM47 233V232H46ZM57 233V232H56ZM60 233V232H59ZM64 233V232H63ZM91 233V234H90ZM106 233V232H105ZM147 233H146V235H147ZM215 233V232H214ZM236 233V232H235ZM241 233V232H240ZM255 233H258V232H255ZM50 234V233H49ZM53 234V233H52ZM51 234V235H52ZM61 234V233H60ZM66 234H67V232H66ZM109 234V233H108ZM115 235H117L116 233H114ZM127 234H128V232H127ZM185 234V236H183ZM234 234V233H233ZM253 234V233H252ZM251 234V235H252ZM3 235V234H2ZM5 235V234H4ZM17 235V234H16ZM21 235V234H20ZM36 235H37V233H36ZM48 235V234H47ZM57 235V234H56ZM78 235V234H77ZM102 235V234H101ZM100 235V237H102ZM130 235V234H129ZM174 235V234H173ZM202 235V234H201ZM227 235V234H226ZM236 235V234H235ZM243 235V234H242ZM250 235V236H251ZM257 235V234H256ZM258 235H260V232L258 233ZM7 236V235H6ZM55 236V235H54ZM60 236V235H59ZM74 236V235H73ZM72 236V237H73ZM84 236V237H85ZM97 236V237H96ZM103 236H104V234H103ZM105 236H106V234H105ZM121 236V235H120ZM119 236V234H118V237L119 238H121V237H123V236H121L120 237ZM127 236V235H126ZM125 236V237H126ZM135 236H137V235H135ZM145 236V237H144ZM176 236V235H175ZM207 236H209V235H207ZM212 236V235H211ZM215 236L216 235H214V238H215ZM229 236H231V235H229ZM237 236V235H236ZM246 236H248V235H246ZM250 236H248V237H250ZM253 236H255V234L254 235H252V237ZM264 236V235H263ZM11 237V236H10ZM19 238H20V236H18ZM31 237V236H30ZM37 237V236H36ZM65 237V236H64ZM82 237H83V234H82ZM85 237V238H86ZM108 237V236H107ZM117 237V236H116ZM117 237V238H118ZM173 238H174V236H172ZM204 237V236H203ZM210 237V236H209ZM240 237V236H239ZM239 237H238V239H239ZM251 237V238H252ZM257 237V236H256ZM8 238V237H7ZM14 238H17V237H14ZM39 238V237H38ZM45 238V237H44ZM58 238V237H57ZM63 238V237H62ZM68 238V237H67ZM78 238V237H77ZM81 238V237H80ZM85 238H81L82 239V241H83V239L85 240ZM104 238V237H103ZM115 238V237H114ZM117 238H115V239H117ZM124 238V237H123ZM135 238V237H134ZM212 238V237H211ZM213 238V239H214ZM219 238V237H218ZM242 238V237H241ZM243 238H246V237H243ZM254 238V240L256 239L255 237H253ZM258 238H259V236H258ZM257 238V239H258ZM261 238H263L262 236H261ZM2 239V238H1ZM0 239V240H1ZM65 239H66V237H65ZM63 240V242H65L64 243V247L66 246V247H70L69 245H71L72 243L71 242H69V240H72V239H67V240ZM75 239V238H74ZM80 239V240H81ZM87 239V240H88ZM125 239V238H124ZM127 239L130 241V240H132V239H129V238H127L126 237V242H127ZM201 239V238H200ZM203 240H205L204 238H202ZM264 239V238H263ZM261 240V242L262 241H264V240ZM20 240H22V239H20ZM38 240V239H37ZM55 240V239H54ZM57 240V239H56ZM86 240V241H87ZM113 240V239H112ZM220 240V239H219ZM228 240V239H227ZM254 240L253 239H251V241H250V239H248V241H246L245 242V245H244V249L242 248V246L243 245H241V248H242V250H240L239 249V247H238V249H239V252L237 253V252H235V253H237V254H235V261L233 260L232 261V264H264V247H262V246H264V245H260L261 243H257L256 242V244H258L259 246V248L257 247L256 248V246H255V242H254ZM260 240H259V242H260ZM8 241V240H7ZM17 241V240H16ZM18 241H19V239H18ZM24 241V240H23ZM50 241V240H49ZM74 241V240H73ZM78 241H79V239H78ZM82 241H80V243L82 242ZM115 241V240H114ZM133 241V240H132ZM138 241V242H139ZM214 241H217V239L216 240H214ZM224 241V240H223ZM240 241V240H239ZM242 241H243V243H244V239H242ZM256 241H258V240H256ZM1 242V241H0ZM5 242H6V240H5ZM15 242V241H14ZM36 242V241H35ZM43 242V241H42ZM56 242V241H55ZM85 242V241H84ZM83 242V243H84ZM117 242V243H116ZM125 242V243H126ZM197 242V243H196ZM218 242V241H217ZM236 242V241H235ZM3 243V242H2ZM18 243V242H17ZM58 243H60V242H58ZM75 243H76V241H75ZM77 243H79V242H77ZM82 243V244H83ZM128 243V242H127ZM133 243V242H132ZM219 243V242H218ZM222 243V242H221ZM227 243V242H226ZM240 243V242H239ZM238 243V244H239ZM242 243V242H241ZM4 244V243H3ZM6 244V243H5ZM12 244H13V241H12ZM45 244V243H44ZM43 244V245H44ZM51 244V243H50ZM86 244V243H85ZM129 244V243H128ZM157 244V245H158ZM202 246L201 247H206V248H208V247H210V246H212L211 244H213V242L212 241H210V240H208V239H206L205 241H203L202 243ZM11 245V244H10ZM34 245V244H33ZM42 245V246H43ZM46 245V244H45ZM53 247H54V245L53 244H51ZM51 245H49V243H48V245H46V247H51ZM58 245V244H57ZM62 245V244H61ZM60 245V246H61ZM78 245V244H77ZM125 244L123 243V239L122 240H119V239H117V241H115L114 242V245H112V247H111V249L109 248V251L107 250V257L105 256V255H103V253H102V255L103 256H105V259L104 260H106L107 259V261L109 262V263H113V264H123L122 262L124 261L125 262V260H123L122 261V255H121V251L122 250H124L125 249V246H124ZM137 245H139V244H137ZM143 245V244H142ZM154 245V244H153ZM152 245V246H153ZM217 245V244H216ZM223 245V244H222ZM7 246V245H6ZM9 246V245H8ZM7 246V247H8ZM42 246H41V249H42ZM59 246V247H60ZM72 246V245H71ZM75 246V245H74ZM78 246H80V245H78ZM111 246V245H110ZM151 246V247H152ZM181 246V247H180ZM227 246V245H226ZM239 246V245H238ZM11 247V246H10ZM35 247V249L37 248L36 246H34ZM44 247V246H43ZM52 247V248H53ZM56 247V246H55ZM83 247V246H82ZM140 247H142V246H140ZM157 248H155L154 250L151 248L150 249V251L152 250L153 251V253H155V252H157V249L159 250L160 248H158V246H156ZM184 247H186V246H184ZM217 247V246H216ZM225 247V246H224ZM230 247V246H229ZM232 247V246H231ZM9 248V247H8ZM51 248V249H52ZM58 248V247H57ZM61 248H62V246H61ZM68 248H66V249H68ZM73 248V247H72ZM71 248V249H72ZM79 248V247H78ZM139 248V247H138ZM145 248V247H144ZM214 248H215V246H214ZM213 248V249H214ZM222 248V247H221ZM16 249V248H15ZM37 249H40L39 248V246H38V248ZM40 249V250H41ZM45 249V248H44ZM50 249V248H49ZM49 249H45V250H48L49 251ZM59 249V248H58ZM58 249H56L57 251H58ZM63 249V248H62ZM61 249V250H62ZM75 249V248H74ZM133 249V248H132ZM131 249V250H132ZM143 249V248H142ZM141 249V250H142ZM149 249V248H148ZM185 249V248H184ZM205 249V248H204ZM227 249V248H226ZM233 249V248H232ZM237 249V248H236ZM4 250V249H3ZM28 250V249H27ZM31 250H32V248H31ZM31 250H30V252H31ZM34 250V249H33ZM40 250H38V251H40ZM53 250V249H52ZM56 250H55V252H56ZM65 250V249H64ZM63 250V251H64ZM68 250H70V248L68 249ZM91 250V249H90ZM126 250V249H125ZM171 250V251H172ZM179 250H176V252L177 251H179ZM209 250V249H208ZM215 250V249H214ZM219 250V249H218ZM228 250V249H227ZM230 250V249H229ZM228 250V251H229ZM9 251V250H8ZM42 251V250H41ZM54 251V250H53ZM62 251V252H63ZM66 251V250H65ZM65 251L63 252V253H65ZM72 251V250H71ZM78 251V253H76L77 255L74 257V261H73V264H102V262H101V260L98 258V256L95 254V256L93 255V252H92V256L88 253V251H87V249H82V250H77ZM97 251V250H96ZM103 251V250H102ZM101 251V252H102ZM128 251V250H127ZM129 251H130V249H129ZM149 251V250H148ZM147 251V252H148ZM160 251V250H159ZM158 251V252H159ZM160 251V252H161ZM210 251V250H209ZM217 251V250H216ZM235 251H238V250H235ZM26 252V251H25ZM33 252H35V251H33ZM36 252H37V250H36ZM44 252H46V251H44ZM66 252H68V251H66ZM74 252H76L75 250H74ZM91 252V251H90ZM98 252H100V250L98 251ZM100 252V253H101ZM133 252V251H132ZM135 252V251H134ZM140 252V251H139ZM147 252H145L146 253V255L148 254ZM163 252V251H162ZM165 252V251H164ZM5 253V252H4ZM6 253H7V249H6ZM38 253V252H37ZM41 253V252H40ZM43 253V252H42ZM59 253H61L60 251H58V253L56 252V257H57V254H58V258H59ZM73 253V252H72ZM72 253H69L70 255H73ZM95 253V252H94ZM97 253V252H96ZM105 253V252H104ZM124 253V252H123ZM128 252H126V254H127ZM142 253V252H141ZM144 253V254H145ZM151 253V252H150ZM152 253V254H153ZM168 253H170V252H168ZM171 253H173V251L171 252ZM174 253H175V251H174ZM187 253V252H186ZM198 253V254H199ZM35 254V255H34ZM53 254V253H52ZM67 254V253H66ZM152 254H150V256H152ZM158 254V253H157ZM156 254V255H157ZM161 254V253H160ZM20 255V254H19ZM26 256V257H23V256ZM24 255H20L21 257L20 258H18V259H16V260H14V262H13V264H33L34 262H32V261H34V257L37 255L36 253H33V254H24ZM49 255V254H48ZM75 255V254H74ZM73 255V256H74ZM102 255H101V257H102ZM132 255H135V254H132ZM138 255H139V253H138ZM142 255V254H141ZM140 255V256H141ZM154 255V254H153ZM156 255H155V258H156ZM175 255V254H174ZM188 255H189V253H188ZM192 255V254H191ZM190 255V256H191ZM193 255H192V257H193ZM208 255V254H207ZM43 256H44V254H43ZM47 256V255H46ZM54 256V255H53ZM52 255H51V257H53ZM61 256V258H62V255H60ZM97 256V257H96ZM139 256V257H140ZM149 256V257H150ZM161 256V255H160ZM164 256H165V254H164ZM163 255H162V257H164ZM205 256V255H204ZM5 257V256H4ZM3 257V258H4ZM23 257V258H22ZM41 257V256H40ZM50 257V258H51ZM68 257H71V256H68ZM137 257V256H136ZM142 257V256H141ZM140 257V258H141ZM161 257V258H162ZM166 257H167V255H166ZM203 257V256H202ZM214 257H215V254H214ZM2 258V259H3ZM14 258V257H13ZM37 258V257H36ZM35 258V259H36ZM42 258H45V257H42ZM40 259V263H41V260H42V262H43V260H44V262H45V260H46V258L45 259ZM49 258V257H48ZM57 258V259H58ZM60 258V259H61ZM67 258V257H66ZM104 258V257H103ZM127 258V257H126ZM131 258V264H149V263H151L152 261H154L155 260V258H154V260H152L151 262H146V257L144 256V258H146L145 259V261L144 262H142V260L144 259V258H142V260L141 261H139V260H135V259H137V258H135V259H133L132 257H130ZM153 258V257H152ZM159 257H157V259H158ZM195 258V257H194ZM204 258V257H203ZM5 259V258H4ZM56 259V260H57ZM72 259V258H71ZM151 259V258H150ZM149 259V260H150ZM165 259V258H164ZM167 259V258H166ZM174 259V258H173ZM202 259V258H201ZM38 260H39V258H38ZM49 260H51V259H49ZM127 260V259H126ZM161 260V259H160ZM175 260V259H174ZM183 260V259H182ZM188 260V259H187ZM190 260V259H189ZM194 260V259H193ZM198 260V259H197ZM196 260V262L195 263H193V264H201V260H200V262H198ZM208 260V259H207ZM6 261V260H5ZM36 261V260H35ZM53 260H51V261H49V262H52ZM60 261V260H59ZM62 261H63V259H62ZM148 261V260H147ZM156 261H158V260H156ZM164 262H165V260H163ZM167 261V260H166ZM172 261V260H171ZM181 261V260H180ZM204 261V260H203ZM1 262V261H0ZM37 262V261H36ZM48 262V261H47ZM45 263V264H50L49 262L48 263ZM70 262V261H69ZM105 262V261H104ZM103 262V264H105V263H108V262H105L104 263ZM127 262V261H126ZM126 262H125V264H126ZM146 262V263H145ZM170 262V261H169ZM188 262H190V261H188ZM206 262V261H205ZM224 262V261H223ZM39 263V262H38ZM37 263V264H38ZM61 263H63V262H61ZM160 263H161V261H160ZM163 263V262H162ZM180 263V262H179ZM222 263V262H221ZM1 264V263H0ZM44 264V263H43ZM54 264H55V262H54ZM70 264V263H69ZM128 264V263H127ZM152 264H154V263H152ZM156 264V263H155ZM158 264H159V261H158ZM167 264V263H166ZM178 264V263H177ZM188 264H190V263H188ZM215 264H219V262L218 263H215ZM223 264V263H222ZM226 264V263H225ZM230 264H231V261H230Z\"/></svg>",
    "mask_w": 264,
    "mask_h": 264
},
{
    "label": "clouds",
    "instance_id": "9594fccd",
    "mask_svg": "<svg viewBox=\"0 0 264 264\" xmlns=\"http://www.w3.org/2000/svg\"><path fill=\"white\" fill-rule=\"evenodd\" d=\"M58 13V9H53V14H57ZM31 21L33 24V27L35 29H37L38 31L43 29L45 26V19H44V15L41 14L39 11H37L36 9L33 10L32 12V16H31ZM55 74L50 70L40 81V87L44 90V91H48L50 89L53 88V86L55 85ZM163 167L165 169L171 168L172 167V162L170 160L165 159L164 161H162ZM260 171L262 173H264V168L260 169ZM264 190V189H262ZM261 190V191H262ZM262 193H264V191H262ZM144 194L142 193L140 196V199H138L136 201V203L142 204L144 201ZM157 240V236L153 233H148L146 235V238L144 239V247L145 248H150L155 241Z\"/></svg>",
    "mask_w": 264,
    "mask_h": 264
}]
</instances>
